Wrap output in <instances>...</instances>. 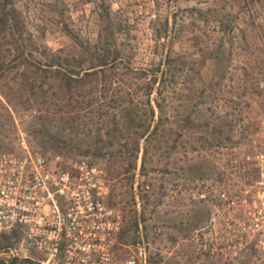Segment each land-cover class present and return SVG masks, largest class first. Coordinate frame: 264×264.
<instances>
[{
	"label": "rangeland",
	"instance_id": "rangeland-1",
	"mask_svg": "<svg viewBox=\"0 0 264 264\" xmlns=\"http://www.w3.org/2000/svg\"><path fill=\"white\" fill-rule=\"evenodd\" d=\"M103 1L122 23L124 33L120 40L133 55L134 67H149L164 56V45L168 41L164 36L165 20L170 28L172 17L176 15L183 34L172 48L178 55L193 61L194 71H188L185 82L181 81L175 91L184 95L190 80L198 87H212L213 97L199 108V121L210 120L213 127H222L225 133L223 122L217 116L231 120L235 123L231 142L217 147L202 130L183 132L184 147L176 157V164H169L163 150L151 152L143 169L141 151L136 160L125 153L111 167L107 157L83 156L76 150L70 155L41 151L66 160L83 157L102 166L110 186L107 204L120 211L121 230L130 225L133 216L137 218L136 231H127L122 240L118 236L113 264H127L131 257L136 258L137 264H261V257L249 245L252 244L249 239L247 243L240 240L236 244L228 243L230 235L225 230V221L217 217L211 199L220 189L240 191L250 186L257 177V165L264 161V0L254 3L249 0ZM100 2L14 0V7L29 29L45 28L47 45L58 49L68 40L53 26L51 10H63L67 24L82 37L94 41ZM197 10L203 17L198 16ZM169 93L173 98V92ZM13 120L14 126L6 127V141H10L14 149L18 133L23 132L30 145L38 150L28 131L29 118L14 112ZM120 143L123 144V140ZM193 163L204 171L213 169L217 176L210 180L199 179V174L189 171ZM244 172L248 177H242ZM179 199L182 204L176 203ZM200 200L203 201L200 205H193ZM202 208L208 209V221L192 231L188 239H181L182 233L177 234V231H185L191 215ZM174 236L180 239V244H192L194 249L178 252L179 243L173 247L170 241Z\"/></svg>",
	"mask_w": 264,
	"mask_h": 264
},
{
	"label": "trees",
	"instance_id": "trees-1",
	"mask_svg": "<svg viewBox=\"0 0 264 264\" xmlns=\"http://www.w3.org/2000/svg\"><path fill=\"white\" fill-rule=\"evenodd\" d=\"M254 1L261 0H249ZM196 12L203 17L201 11ZM50 14L55 29L68 40L58 49L47 45L45 28L32 31L27 27L14 0H0V154L13 150L5 132L6 127L14 126V112L29 118L28 131L38 151L70 155L76 150L83 156L107 157L109 167L125 153L136 160L140 151L141 169L151 152L163 150L169 164H176L184 147L183 132L202 130L217 147L231 142L235 127L231 120L217 116L225 133L222 127H213L210 120L199 121V108L213 97L212 87H198L190 80L184 95L175 91L181 81L185 82L188 71H194L193 61L173 51L175 40L183 34L175 14L170 28L167 20L164 24L166 52L149 67L133 66V55L120 40L124 33L122 23L105 1L97 6L94 41L70 27L63 10L55 8ZM196 75L199 77L198 71ZM169 92H173V98ZM196 166L197 163L191 164L189 171L199 174L201 180L217 176L211 168L204 171ZM118 174L119 171L114 176L117 178ZM245 176L248 177L247 172L242 174ZM208 219V209H197L185 231L179 229L177 234L188 239ZM132 229H138L134 216L130 225L120 231L119 240ZM179 240L176 236L170 238L173 247ZM18 241V233L2 234L0 250L11 249ZM178 246V252L194 249L192 244Z\"/></svg>",
	"mask_w": 264,
	"mask_h": 264
},
{
	"label": "built area",
	"instance_id": "built-area-1",
	"mask_svg": "<svg viewBox=\"0 0 264 264\" xmlns=\"http://www.w3.org/2000/svg\"><path fill=\"white\" fill-rule=\"evenodd\" d=\"M257 171L250 186L220 189L211 203L230 228L228 243L249 239L264 264V161ZM109 195L102 166L44 154L19 132L15 148L0 154V236L19 234L0 250V264H113L123 221Z\"/></svg>",
	"mask_w": 264,
	"mask_h": 264
}]
</instances>
